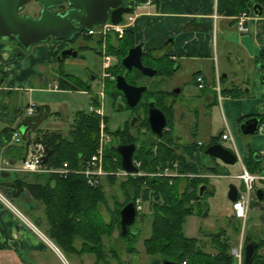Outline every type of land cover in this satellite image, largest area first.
<instances>
[{
  "label": "crops",
  "instance_id": "0c3cea01",
  "mask_svg": "<svg viewBox=\"0 0 264 264\" xmlns=\"http://www.w3.org/2000/svg\"><path fill=\"white\" fill-rule=\"evenodd\" d=\"M139 3L138 6L132 4V12L129 13L133 19L128 30L133 34L134 46L141 43L143 54L164 57L165 64L172 66L173 72L169 77L175 79L178 85V90L172 94L187 98L188 113L193 117L192 128H189L183 108L176 107L173 102L172 133L178 144L192 142L195 134L196 141L203 146L220 143L235 153L230 140L220 139L221 135L227 134L233 138L237 148L240 160L237 158L232 165L217 159L205 162L215 165L217 171L199 174L200 178L206 179L203 195H211L212 199L222 193V180H227L229 185L234 184L238 193L242 192V183L235 176L241 173L242 159L247 154L259 156V160L255 161L259 162L262 172L252 174L264 177V133L244 136L239 129L245 120L254 117L259 120V126L264 125V6L260 16L247 12L246 32H238L236 17L240 13L228 16L218 12V0H153L148 5L142 0ZM60 47V44L49 42L24 51L9 39L0 40V264H63L65 260L48 236L43 204L34 199L28 190L29 186L42 183V177L20 170L23 154L32 147L34 136L44 122L53 118L50 107L39 100L42 93L60 91V87L57 91L47 89L48 83L59 78L58 69L62 64L57 57ZM199 77L203 80V89L197 86L196 78ZM192 87L197 90L196 93H192ZM221 88L241 90L244 96H222ZM192 99L197 101L194 104L188 102ZM29 104L39 105L31 116L25 112ZM215 109L218 110L221 125L213 131L211 114ZM205 119H210L209 125ZM183 121L186 122V130L180 128ZM15 130L22 134L23 144H12L10 137ZM201 131L207 133V143L198 138ZM181 132L188 135V142L180 139ZM28 141L31 144L26 147ZM202 155L198 152V156ZM260 184H264V180L254 184V196L250 198L244 222L233 217L228 198L229 202L221 212L211 210V205L204 198L201 213L207 216L198 218L206 224L203 230L199 228L196 236L188 238L198 239L204 252L215 255L217 250L209 242L210 234L220 232L221 239H227L232 250L240 242L244 243V238H234L237 228H241L242 235L246 231L248 235L258 233L256 241H262L258 255L264 257V230H255L259 226L264 228V189ZM229 185L224 191L226 196ZM258 190L263 192L261 200L257 198ZM67 207L72 209L69 205ZM99 212L107 222L109 216L106 212L100 209ZM253 212L259 213V221L248 225ZM73 244L76 250L82 248V241L75 240ZM119 245L122 242H114L110 249L118 251ZM68 254L71 264H87L88 258L92 257L84 253L78 259L74 253ZM112 255L117 260V254ZM134 259L133 264H140L139 256ZM152 264L161 263L155 260Z\"/></svg>",
  "mask_w": 264,
  "mask_h": 264
},
{
  "label": "trees",
  "instance_id": "16d2710c",
  "mask_svg": "<svg viewBox=\"0 0 264 264\" xmlns=\"http://www.w3.org/2000/svg\"><path fill=\"white\" fill-rule=\"evenodd\" d=\"M142 0H139L140 2ZM259 4L264 6V0H218L217 10L228 16L237 15L243 11L251 12L252 6ZM132 9L130 10V13ZM92 36H85L86 39ZM105 38V48L107 53L115 55L118 64L110 69V74L115 78L122 75L125 81L132 86H148L141 83L142 79H148L137 69L125 71L121 64V60L127 55L130 48L134 47V37L132 32L126 30L122 38L114 36L112 42ZM113 37V36H112ZM15 45L19 44L13 37L9 38ZM50 41L57 42L56 39ZM103 40L96 38L98 46V54H101V44ZM65 42H63L64 44ZM20 47V46H19ZM21 48V47H20ZM164 57L155 58L150 53L143 54L141 62L144 66L151 67L156 70L157 75L165 73L170 76L173 68L170 64H162ZM158 62L159 65L154 67L152 63ZM62 59H60V65ZM118 67V70L116 69ZM59 87L63 90H78L81 88L89 89L88 82L83 83L77 77H73L64 72L62 65L58 69ZM95 78V77H94ZM90 79V77H89ZM149 80V79H148ZM110 88L104 84V94H108L113 105L117 98H122L125 108L136 111L140 105L144 107L145 115L137 117L139 120L138 130H146V137L140 139L128 131L127 125L122 129L114 132L109 130L108 119L105 117V131L112 134L114 141L118 140L119 144H134L135 150L133 159L140 163L139 170L145 173H154L162 171L164 167L172 162L178 164V172L185 175H198L202 172L216 173V166H210L205 163L207 160L215 161L214 158H208L204 155L194 156L196 152L197 141L193 140L185 144H178L177 138L172 133L173 129V102L168 101L167 92L163 91H147L143 94L140 102L134 108L127 106L123 94L115 88V80H109ZM109 85V84H108ZM222 96L243 97L241 90L232 88H221ZM144 97L155 102V106L160 109L166 117V128L160 139H157L150 132L146 121L147 103L142 104ZM216 99V94H215ZM96 106L95 97L91 99ZM38 110L39 108L36 107ZM257 117H259L257 115ZM242 120L239 121L241 123ZM100 119L95 114L85 113L77 115L75 123L69 129L66 135L58 131H41L39 130L32 140V144L42 145L50 154L47 157L45 166L47 168L58 169L67 164L70 169H78L79 166L90 158L97 147L98 129ZM195 139V134H193ZM26 147L31 143H25ZM117 146L110 143L104 153V169L115 170L121 167L120 156L116 150ZM206 146L201 148L204 152ZM27 151L24 152L25 158ZM254 154L249 153L242 159L243 165L251 173L260 174L259 162L253 159ZM112 158H116V164L112 165ZM43 182L33 184L28 187L30 195L40 201L44 206V215L48 224V236L50 240L62 251L67 253L93 254L95 264L103 259V245L101 244L104 235H110L113 227H119V210L129 202H133L135 196L141 193L146 198L152 194L153 198L160 203H156L153 207L152 217L150 221V236L143 240L144 254L158 258L160 261H170L174 264H236L235 259L230 254V245L227 239H221L220 232L210 234V241L217 250L215 255L204 252L196 238H188L183 234L182 226L187 216L197 214L205 217L207 214L201 213V208L205 195L199 196L198 187L206 183L205 178L200 177H184L182 179H171L165 177H128L121 183L124 190L123 202H116L114 212L112 213V221L104 223L101 220L99 208L105 204L102 194L103 188L99 185L96 188H89L84 179L76 174H70L66 178H60L53 174H40ZM114 180V177H106ZM143 187L145 189L143 190ZM59 192V193H58ZM194 203L190 205V202ZM69 205L72 209L67 207ZM72 205V206H71ZM91 214V219L84 222L83 216ZM138 218H143L138 217ZM131 227V226H130ZM132 230V227H131ZM240 228H237L238 234ZM138 231L123 235L119 232V237L126 245L127 253L133 255L136 250L134 244L138 239ZM78 239L82 241V248L76 250L74 241ZM254 242L257 246L255 256L251 264H264V257L258 255V250L262 241H256L252 235H246L243 246ZM243 264V261H242Z\"/></svg>",
  "mask_w": 264,
  "mask_h": 264
},
{
  "label": "rangeland",
  "instance_id": "374dc122",
  "mask_svg": "<svg viewBox=\"0 0 264 264\" xmlns=\"http://www.w3.org/2000/svg\"><path fill=\"white\" fill-rule=\"evenodd\" d=\"M137 6L141 3L137 2L135 3ZM39 12V8L35 2H30L26 4L21 10H19V16H23L24 14H27L30 17H37ZM109 41L112 42L113 37L108 35ZM116 37V36H115ZM50 43L54 44H59V42H53L50 41ZM81 46L79 49H75L77 52V56L75 58L69 57L66 59H62V68L65 73H71L75 75L79 80H81L83 83L88 82V85H90V88L87 90L85 89L82 90L81 88H78V90H63L60 89V91L55 92V93H42L41 94V99L39 101H43L46 103L52 112V119L44 122L41 125V131H58L62 133L63 135H66L69 129L72 127V125L75 123V118L77 115L82 114V112L89 113L87 111L90 103H92V98L96 96V94L101 90V85L104 84L110 88V83L109 80H112L111 77H113L110 74V69L113 68L114 66L117 65V63L111 64L108 69L103 70V56H106L108 58H114L116 57L115 55L109 54L106 51V48L104 47V52H101V54H98V46L96 44V38L92 36L89 39H86L84 36V32L80 34L77 37L76 43L74 46ZM104 53V54H103ZM60 56V53H58L57 61L60 62L58 59ZM117 58V57H116ZM59 64V63H58ZM162 64H165V62L162 60ZM154 67H157L158 62H155ZM56 70V68H54ZM118 70V67L116 68ZM108 74L105 78H103V73ZM90 77V79H89ZM92 77H95V79L92 81ZM53 83L57 84L59 87V80L55 79L52 81ZM141 83H146L148 86L149 91H163V92H168L167 98L168 101H174V103L177 105L176 107L178 108H183L182 110L186 113L187 116V122L189 125V128H192L193 125V117L189 116L190 108L187 105L186 99L182 95H177V94H172L173 91H177V81L173 78H170L168 75L165 73L161 74L160 76H156L154 79H142ZM109 84V85H108ZM192 93L197 92V90L192 87ZM37 100V99H36ZM38 101V100H37ZM197 100L192 99L189 100L188 102L195 103ZM150 102L149 98L144 97L142 99V104ZM39 106V105H38ZM37 106V107H38ZM205 109V108H204ZM203 109V110H204ZM103 112L105 117L108 119V127L110 131H115L117 129H122L125 124H131L134 123L135 121H138L137 117L140 115L143 117L145 115V110L144 107L140 105V107L136 111H132L129 109L125 108L124 102L118 97L117 101L113 105V102L111 98L109 97L108 94H104L103 98ZM210 118V114H209ZM210 119H205L204 121L209 125ZM211 120H212V128L213 131H215L217 128L220 127L221 122H220V116L218 113V110L215 109L213 113L211 114ZM105 121L103 120V123ZM180 127L182 130L187 129L186 122H182L180 124ZM127 127H129L127 125ZM43 131V132H44ZM133 132V131H132ZM131 133V131H130ZM182 133V132H181ZM134 134V132H133ZM207 133L201 131L198 134V138L202 140L203 142L207 143L206 140V135ZM112 135V134H111ZM140 139H144L146 137V134H143L142 131H137L135 133ZM36 136V135H35ZM34 136V138H35ZM98 137H99V129H98ZM180 139L182 141H187L188 142V135L185 133H182L179 135ZM110 141L108 144L105 146L106 147L110 144L113 143L115 146L119 144L118 140L114 141L113 136L110 137ZM247 138V137H243ZM196 140V139H193ZM98 144V142H97ZM232 144V143H231ZM206 146V145H205ZM226 147V146H225ZM232 145L230 146V148ZM229 148V149H230ZM236 148V146H235ZM232 149V148H231ZM95 152V150H94ZM105 153V152H104ZM203 151H200V154H202ZM235 153L238 154L237 148L235 150ZM173 164H176L177 167L173 168ZM113 165V164H112ZM114 166V165H113ZM166 167L171 168V173L175 174L178 173V164L176 162H172L167 164ZM60 169V168H58ZM73 170V169H72ZM111 172H117L118 170H107ZM162 171L154 172V173H161ZM144 174H153V173H145ZM53 174V173H50ZM57 175V174H53ZM58 176V175H57ZM110 177V176H107ZM114 177V180H111L110 178H103L100 185L103 188V196L105 199V204L102 205L99 209L101 211H105L106 214L109 216V220L107 222H104V219L101 217L102 222L104 223H110L112 221V213L114 212V207L116 205V202H123L124 200V190L121 185L122 182H124L128 177L125 176H111ZM183 177H177V178H169L171 179L169 181V184H172L174 179H182ZM217 181V180H214ZM223 183V190L222 193H218L211 199V195H207L205 197V202H209L211 205V210H215L218 212H221L222 208L224 206H227L228 200L227 196L224 191L228 190V185L229 183L227 180H222ZM260 187L264 189V184H260ZM98 187V186H97ZM96 187V189H97ZM145 187H143V190ZM138 196V195H137ZM135 196L134 198H136ZM141 197H143V201L145 203V211L143 214V218H136L134 224L131 226L132 227V232H135L136 230L138 231V239L136 243L134 244V249L136 252H134L133 255L127 253L126 250V245L118 246V251H112L110 247L114 245V242H117V236H119V227L116 225L113 227V232L108 236L104 235L102 238L101 244L103 245V259H101L98 264H133V259L132 257L139 256L140 257V264H152L153 261L157 260L161 263L160 259L158 258H152L144 254V246H143V240L148 238L150 236V221L152 217V211L153 207L155 204L160 203V201H157L153 198L152 194H149L146 198L144 195L141 193ZM210 198V200H208ZM157 201V203H156ZM40 202V201H39ZM190 205L194 206V203L191 201L189 203ZM251 204V202H250ZM250 207V206H249ZM88 213V212H87ZM197 214H192L190 216H187L184 220L183 226H182V231L183 234L187 237H192L196 236L199 228H204V225L206 224V221H201L202 218H198ZM84 222H87L88 220L91 219V214L88 213L87 215L83 216ZM259 221V213L253 212L250 214V220L248 221V225L251 223H257ZM259 224V223H258ZM32 227V226H31ZM241 229V228H240ZM255 230H264L261 226ZM218 233V232H214ZM249 234L247 231L244 235H242V231H240L238 234H234V238H245V236ZM258 235V233L252 234L253 237ZM119 239V238H118ZM115 240V241H114ZM76 241H79L76 239ZM210 242V238H209ZM111 245V246H110ZM122 247V249H121ZM60 250V249H59ZM64 259L67 261V264H71V259L70 256L67 252L60 250ZM112 253L117 254V260H114V256ZM92 257L88 258L87 264H95V257L93 254H91ZM162 264V263H161Z\"/></svg>",
  "mask_w": 264,
  "mask_h": 264
},
{
  "label": "water",
  "instance_id": "95a60500",
  "mask_svg": "<svg viewBox=\"0 0 264 264\" xmlns=\"http://www.w3.org/2000/svg\"><path fill=\"white\" fill-rule=\"evenodd\" d=\"M32 0H0V40H8L13 37L19 46L24 50H29L32 46L44 44L51 39H56L65 43L72 42L84 31L91 30L94 26L109 22L117 25L123 22V16L130 12L131 6H125L126 0H34L41 8L37 17H30L27 14L19 16L21 10ZM136 3L139 0H129ZM67 7L63 13H54L51 8L57 7L60 10ZM262 6L254 4L252 14L260 16ZM142 44H137L130 48L127 55L121 60V64L126 71L137 69L147 78H152L156 70L144 66L141 62ZM76 50L64 49L60 52L59 60L69 57L75 58ZM93 80V77L91 78ZM115 88L119 90L125 99L128 107L134 108L140 102L143 94L147 91V86L129 85L122 75L115 77ZM146 121L150 132L160 139L166 127V117L164 113L155 106L154 101L147 103ZM259 120L254 117L245 120L240 126V132L244 136L254 135L257 131ZM120 156L121 168L127 173H136L137 168L133 165L134 144L119 145L116 148ZM46 155L42 161L45 163L50 154L45 149ZM204 155L214 158L226 165L236 162V155L224 148L220 143L208 145L204 150ZM259 160V156L254 154L253 159ZM205 185L198 187L199 196H203ZM238 188L234 184L229 185L228 200L235 202ZM257 198H263V192H256ZM119 224L121 233L125 235L127 228L135 222V209L132 202L127 203L119 210ZM133 233V232H132ZM257 246L250 242L243 249V264H251L255 256ZM135 258V257H134ZM133 258V262L134 259ZM162 264H174L170 261H162Z\"/></svg>",
  "mask_w": 264,
  "mask_h": 264
},
{
  "label": "built area",
  "instance_id": "2783aa9c",
  "mask_svg": "<svg viewBox=\"0 0 264 264\" xmlns=\"http://www.w3.org/2000/svg\"><path fill=\"white\" fill-rule=\"evenodd\" d=\"M144 1L146 5L151 4V2H153V0H144ZM132 19L133 18L130 15H127L124 17V21L121 24L112 25L110 23H104L95 26L91 30L87 31L86 35L97 36L104 39L107 35L113 34L116 35L118 38H121L124 35L125 31L128 29L130 23L132 22ZM248 19H249V14L247 12H242L236 17V27L238 32H246L245 24ZM103 49H104V44L102 46V52H104ZM114 63H117V59L115 57L108 58L106 56H103V61H102L103 70L108 69L109 66ZM106 76H108V74H105L104 72L103 78H105ZM196 82L199 89L204 88L202 78L200 77L197 78ZM216 88L219 91L218 84ZM47 89L50 91H57L58 86L55 83H48ZM103 98H104V91H103V85H101V90L96 94L95 101L97 102V105L95 106L93 103H91L87 109L89 113H93L100 118L98 144L95 149V152L90 156L89 159H87L81 164L80 168L72 170L68 168L67 164H64L63 167L60 169L47 168L42 162V157L44 156V148L43 146L37 144L33 148H30L28 150L26 157L21 164L20 170L35 174L55 173L60 178H66L70 174H76L84 179L85 184L89 188H96L97 186H99L101 179L106 176H125V177L129 176L130 174H128L122 169H117L118 170L117 172H111L104 169L105 146L110 141L111 136L105 131V124L103 123V118H104ZM25 112L28 116L33 115L35 113V106L33 104L28 105L27 108L25 109ZM259 132L264 133V125L259 127ZM10 139L14 145H19L24 141L22 134L18 130L14 131L11 134ZM221 140H230L234 147V150H236L234 140L231 136H228L227 134L221 135ZM201 145H202L201 142L197 143V147H200ZM116 161H117L116 158H112L113 165L116 164ZM133 164L135 167L139 168L140 163L134 161ZM176 167L177 165L173 164V168ZM241 168H242L241 173L235 176V178L241 181L243 190L242 192L239 193V197L236 199V201L231 204V209H232L233 217L244 222L250 198L254 196V184L256 181L264 180V177L250 173L242 164H241ZM170 171L171 168L166 167L165 169H163V172L161 173L144 174L143 172L138 171L137 173L131 175L135 177H143V176L166 177V178H177V177H185V176L192 177V175H184L178 173L173 174ZM198 176L202 177L201 175ZM142 199L143 197L139 195L133 201V205L137 214H143L145 211V203ZM5 203L7 204V202ZM18 215L20 216V218H22L20 214ZM242 248H243L242 242H240L236 248H233L231 250V255L236 260V264H242ZM54 250L55 252H57L56 249ZM63 264H67V262L63 260ZM182 264H186V262H182Z\"/></svg>",
  "mask_w": 264,
  "mask_h": 264
},
{
  "label": "flooded vegetation",
  "instance_id": "af4514ba",
  "mask_svg": "<svg viewBox=\"0 0 264 264\" xmlns=\"http://www.w3.org/2000/svg\"><path fill=\"white\" fill-rule=\"evenodd\" d=\"M31 2H35L34 0H32ZM36 3V2H35ZM37 4V3H36ZM131 6V4H130V1L129 0H126V3H125V6ZM38 6V5H37ZM38 8H39V12H40V7L38 6ZM67 9V7L65 6V8H63V9H59V8H57V7H53V8H51V10L54 12V13H58V12H60V13H63L65 10ZM39 12H38V15H39ZM78 37V36H77ZM77 37L72 41V42H70V43H64L63 44V48H62V50H64V49H71V50H75V49H79V48H81V46H74L75 45V43H76V40H77ZM120 98V97H119ZM121 100H122V98H120ZM123 101V100H122ZM169 102H171V101H169ZM138 120V119H137ZM138 123H139V120L138 121H135L134 123H131V124H127L128 126H129V128H128V131L130 132L131 131V133L133 134V132H134V135H135V133H137V130H138ZM126 125V124H125ZM133 131V132H132ZM139 131H142L143 132V134H146V130H144V129H140ZM127 230L128 231H131L132 232V230H131V227H128L127 228ZM119 232L121 233V229H120V224H119ZM119 238V239H118ZM80 241V240H79ZM117 241L118 242H122V245H120V246H122L123 247V241L121 240V238L119 237V236H117ZM122 247H121V249H122ZM74 248H76L75 246H74ZM78 250V249H77ZM74 255L79 259L80 258V256L82 255V254H78V253H74ZM123 264V263H122Z\"/></svg>",
  "mask_w": 264,
  "mask_h": 264
}]
</instances>
